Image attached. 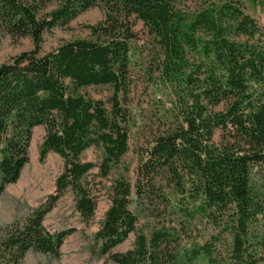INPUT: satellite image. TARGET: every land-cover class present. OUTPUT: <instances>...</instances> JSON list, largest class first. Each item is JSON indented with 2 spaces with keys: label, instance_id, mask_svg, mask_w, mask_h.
<instances>
[{
  "label": "trees",
  "instance_id": "obj_1",
  "mask_svg": "<svg viewBox=\"0 0 264 264\" xmlns=\"http://www.w3.org/2000/svg\"><path fill=\"white\" fill-rule=\"evenodd\" d=\"M0 0V24L12 36L31 37L34 48L0 65V193L17 182L29 162L35 127L46 134L39 155L64 159L56 190L25 223L0 234V264H19L29 250L60 255L75 228L51 233L42 222L67 188L83 219H91L97 198L84 185L97 166L106 177L129 151L131 113L127 108L131 55L137 40L131 18L141 20L151 41L153 68L173 94L170 124L155 136L137 168L136 195L167 209L156 193L166 178L188 203L182 216L207 217L220 235L181 247L178 232L163 224L148 237L139 233L123 253L112 249L136 230L130 209L131 184L110 188L111 205L95 234L102 254L117 264H264V27L242 0ZM104 7V19L90 25V39L65 42L40 54L43 33L67 25L80 13ZM111 85L107 102L82 92ZM219 131V141L214 140ZM103 152L96 165L82 159L91 148ZM228 232L220 259L217 242ZM181 257L184 261H181ZM225 258V257H223Z\"/></svg>",
  "mask_w": 264,
  "mask_h": 264
},
{
  "label": "rangeland",
  "instance_id": "obj_2",
  "mask_svg": "<svg viewBox=\"0 0 264 264\" xmlns=\"http://www.w3.org/2000/svg\"><path fill=\"white\" fill-rule=\"evenodd\" d=\"M245 11L254 17L264 27V0H242ZM59 4V0H49L46 7L40 10L39 16H46ZM102 5L94 6L71 20L67 25L55 26L43 33L40 54L44 55L57 49L65 42L75 39H90V25L101 22L105 16ZM137 40L133 42L131 55L130 88L125 104L131 113L129 126V151L121 162L114 166L109 175H101L97 166L84 178V185L97 198L95 214L85 220L76 209V198L72 189L67 188L53 209L43 219V226L51 233H57L69 228L75 232L69 235L60 249L59 256L29 250L19 264H117L110 254H102L100 241L95 239L111 205L110 188L114 181L124 178L131 184L130 209L137 215L136 230L128 238L112 249V253H123L133 247L139 233L148 237L156 227L165 224L178 232L181 247L190 248L194 244H203L214 236L220 235L221 228L213 225L207 217L196 215L193 219L182 216L178 210L179 204L188 203V194L180 193L166 178L155 182L156 195L165 194L169 199L167 209L156 207L149 199L139 200L136 195L137 168L147 149L153 143L155 136L172 121L173 94L169 87L153 71L151 41L148 39L143 22L131 18ZM34 48L31 37L12 36L0 24V65L23 52ZM82 92L105 102L111 97V85L89 86ZM46 134L44 126L35 127L29 147V162L23 169L19 180L5 187L0 193V234L9 225L23 224L26 219L40 207L56 190V180L64 169V159L55 152H50L43 160L39 150ZM220 132L214 137L219 141ZM103 152L100 148L87 149L82 159L98 165ZM158 199L159 196H158ZM222 239L217 242V251L222 252L220 259H229L226 251L230 238L228 232L222 233ZM261 253L264 254L262 250ZM225 257V258H223ZM181 261L184 258L181 257ZM194 264H207V259L200 256Z\"/></svg>",
  "mask_w": 264,
  "mask_h": 264
}]
</instances>
